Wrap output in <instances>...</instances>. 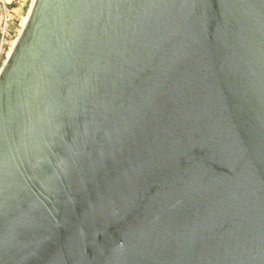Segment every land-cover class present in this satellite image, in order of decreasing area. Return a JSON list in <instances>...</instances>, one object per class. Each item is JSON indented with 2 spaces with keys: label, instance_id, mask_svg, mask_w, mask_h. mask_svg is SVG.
I'll list each match as a JSON object with an SVG mask.
<instances>
[{
  "label": "water",
  "instance_id": "water-1",
  "mask_svg": "<svg viewBox=\"0 0 264 264\" xmlns=\"http://www.w3.org/2000/svg\"><path fill=\"white\" fill-rule=\"evenodd\" d=\"M0 264H264V0H33Z\"/></svg>",
  "mask_w": 264,
  "mask_h": 264
},
{
  "label": "rangeland",
  "instance_id": "rangeland-1",
  "mask_svg": "<svg viewBox=\"0 0 264 264\" xmlns=\"http://www.w3.org/2000/svg\"><path fill=\"white\" fill-rule=\"evenodd\" d=\"M3 2L5 3H10L12 0H2ZM27 0H18V8H17V12H18V15H19V21L17 23V30L14 34H9L6 39H5V42L3 44V47H2V51H1V57H0V71H1V68L2 66L4 65L6 59H7V56L9 54V52L11 51V49L13 48L25 22H26V19H27V15H28V12H29V9H30V6L32 4V1L33 0H30L29 1V4L25 10V12H22L21 13V10H22V7L23 5L25 4ZM9 14V13H8ZM10 16V14H9ZM6 49L5 51V54H4V57L2 58V53H3V50Z\"/></svg>",
  "mask_w": 264,
  "mask_h": 264
},
{
  "label": "trees",
  "instance_id": "trees-1",
  "mask_svg": "<svg viewBox=\"0 0 264 264\" xmlns=\"http://www.w3.org/2000/svg\"><path fill=\"white\" fill-rule=\"evenodd\" d=\"M29 1L30 0H27L25 2V4L23 5L22 7V10H21V13L22 12H25L28 4H29ZM6 5V8H7V11L8 13L10 14V17L13 21V24L12 25H9L8 27V33L9 34H14L17 30V23L19 21V15H18V12H17V8H18V2L16 0H12L10 3H5ZM1 22H2V12L0 10V25H1ZM5 51L6 49L3 50V53H2V58L4 57V54H5Z\"/></svg>",
  "mask_w": 264,
  "mask_h": 264
},
{
  "label": "built area",
  "instance_id": "built-area-1",
  "mask_svg": "<svg viewBox=\"0 0 264 264\" xmlns=\"http://www.w3.org/2000/svg\"><path fill=\"white\" fill-rule=\"evenodd\" d=\"M0 10L2 12V22L0 25V57H1L3 44L5 42L6 37L9 35L8 27L9 25L13 24V21L8 14L5 2H3L2 0H0Z\"/></svg>",
  "mask_w": 264,
  "mask_h": 264
},
{
  "label": "crops",
  "instance_id": "crops-1",
  "mask_svg": "<svg viewBox=\"0 0 264 264\" xmlns=\"http://www.w3.org/2000/svg\"><path fill=\"white\" fill-rule=\"evenodd\" d=\"M18 2V0H16Z\"/></svg>",
  "mask_w": 264,
  "mask_h": 264
}]
</instances>
